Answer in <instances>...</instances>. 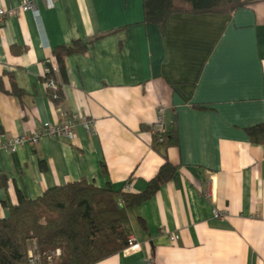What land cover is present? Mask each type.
<instances>
[{
  "label": "crops",
  "instance_id": "0c3cea01",
  "mask_svg": "<svg viewBox=\"0 0 264 264\" xmlns=\"http://www.w3.org/2000/svg\"><path fill=\"white\" fill-rule=\"evenodd\" d=\"M32 1L35 11L0 23V143L44 131L61 112L93 125L78 124L74 141L44 135L0 149V220L20 197L69 182L142 194L169 162L171 180L128 208L141 250L97 264H264V145L250 136L264 124V0L175 12L162 26L144 21L143 0ZM76 40L90 43L65 56L64 79L55 52ZM46 67L62 91L57 104ZM160 109L175 130L166 158L152 146Z\"/></svg>",
  "mask_w": 264,
  "mask_h": 264
},
{
  "label": "trees",
  "instance_id": "16d2710c",
  "mask_svg": "<svg viewBox=\"0 0 264 264\" xmlns=\"http://www.w3.org/2000/svg\"><path fill=\"white\" fill-rule=\"evenodd\" d=\"M181 1L187 7L174 0H143L144 21L162 26L175 12L230 13L243 5L233 0ZM89 43L76 40L56 50L64 79L65 56L85 53ZM14 93L21 95L15 85ZM57 94L56 104L62 101L61 89ZM250 136L253 143L264 145V124L250 129ZM174 140V128L166 129L153 134L152 146L166 158ZM174 173L175 167L166 162L147 190L137 195L80 180L51 188L34 200L20 197L10 217L0 220V264H97L120 253L131 235L128 208L150 199ZM30 251L37 257L35 263Z\"/></svg>",
  "mask_w": 264,
  "mask_h": 264
},
{
  "label": "built area",
  "instance_id": "2783aa9c",
  "mask_svg": "<svg viewBox=\"0 0 264 264\" xmlns=\"http://www.w3.org/2000/svg\"><path fill=\"white\" fill-rule=\"evenodd\" d=\"M44 3L47 4L49 8H54L55 4L59 0H42ZM35 4L32 0H20V5L16 9H4L0 8V23H3L6 18L16 17L22 12L26 11H35ZM44 87L45 91L49 94L52 100L58 99V91L60 90V86L58 83L50 77V68H45V80H44ZM160 115L156 123L154 124L152 130L154 134H163L166 130L164 120H163V109L159 111ZM82 123L88 130H91L93 122L86 118H81L77 115H70L65 112H61V120L56 123H44L42 124V128L44 131L35 130L30 134H24L21 136H17L9 140L7 143H0V149L4 148L9 152H16L25 144H36L40 140V138L44 135L53 137V138H66L70 141H74L76 137V127L78 124ZM161 140V139H160ZM210 196L211 194L208 193ZM215 217H223L220 211L215 210ZM178 236H172L171 240H177ZM141 250V243L137 241V239L130 235L127 240V246L125 247L124 251L126 252H135ZM30 256L32 258V262L35 263L37 257L30 251ZM60 252L57 251V255ZM151 264V262H148Z\"/></svg>",
  "mask_w": 264,
  "mask_h": 264
},
{
  "label": "rangeland",
  "instance_id": "374dc122",
  "mask_svg": "<svg viewBox=\"0 0 264 264\" xmlns=\"http://www.w3.org/2000/svg\"><path fill=\"white\" fill-rule=\"evenodd\" d=\"M29 247H31V246L29 245Z\"/></svg>",
  "mask_w": 264,
  "mask_h": 264
}]
</instances>
